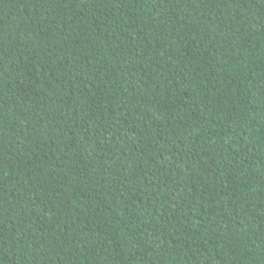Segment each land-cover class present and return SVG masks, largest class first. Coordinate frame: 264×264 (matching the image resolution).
I'll return each mask as SVG.
<instances>
[{"label":"trees","instance_id":"trees-1","mask_svg":"<svg viewBox=\"0 0 264 264\" xmlns=\"http://www.w3.org/2000/svg\"><path fill=\"white\" fill-rule=\"evenodd\" d=\"M0 264H264V0H0Z\"/></svg>","mask_w":264,"mask_h":264},{"label":"snow or ice","instance_id":"snow-or-ice-1","mask_svg":"<svg viewBox=\"0 0 264 264\" xmlns=\"http://www.w3.org/2000/svg\"><path fill=\"white\" fill-rule=\"evenodd\" d=\"M70 2H71V0H70Z\"/></svg>","mask_w":264,"mask_h":264}]
</instances>
